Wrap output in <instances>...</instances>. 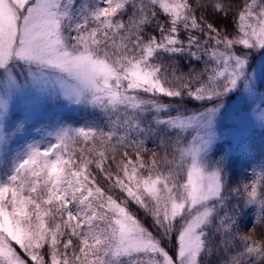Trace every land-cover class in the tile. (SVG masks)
Returning a JSON list of instances; mask_svg holds the SVG:
<instances>
[{"label":"snow or ice","instance_id":"6c2138e0","mask_svg":"<svg viewBox=\"0 0 264 264\" xmlns=\"http://www.w3.org/2000/svg\"><path fill=\"white\" fill-rule=\"evenodd\" d=\"M0 264H264V0H0Z\"/></svg>","mask_w":264,"mask_h":264},{"label":"rangeland","instance_id":"374dc122","mask_svg":"<svg viewBox=\"0 0 264 264\" xmlns=\"http://www.w3.org/2000/svg\"><path fill=\"white\" fill-rule=\"evenodd\" d=\"M85 114L83 112L76 114V113H64V118L69 122V123H75L81 120L82 115Z\"/></svg>","mask_w":264,"mask_h":264},{"label":"trees","instance_id":"16d2710c","mask_svg":"<svg viewBox=\"0 0 264 264\" xmlns=\"http://www.w3.org/2000/svg\"><path fill=\"white\" fill-rule=\"evenodd\" d=\"M84 116H85V114L82 115L81 119H82ZM89 118H91V117H89Z\"/></svg>","mask_w":264,"mask_h":264}]
</instances>
